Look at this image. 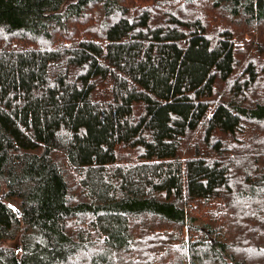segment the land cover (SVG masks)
I'll return each instance as SVG.
<instances>
[{
    "label": "trees",
    "instance_id": "obj_1",
    "mask_svg": "<svg viewBox=\"0 0 264 264\" xmlns=\"http://www.w3.org/2000/svg\"><path fill=\"white\" fill-rule=\"evenodd\" d=\"M0 264H264V0H0Z\"/></svg>",
    "mask_w": 264,
    "mask_h": 264
},
{
    "label": "rangeland",
    "instance_id": "obj_2",
    "mask_svg": "<svg viewBox=\"0 0 264 264\" xmlns=\"http://www.w3.org/2000/svg\"><path fill=\"white\" fill-rule=\"evenodd\" d=\"M73 175L75 176L74 172H73ZM76 177V176H75Z\"/></svg>",
    "mask_w": 264,
    "mask_h": 264
}]
</instances>
